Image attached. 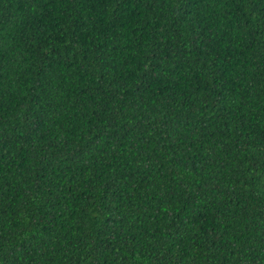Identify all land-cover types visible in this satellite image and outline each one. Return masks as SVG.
Segmentation results:
<instances>
[{
    "label": "trees",
    "instance_id": "1",
    "mask_svg": "<svg viewBox=\"0 0 264 264\" xmlns=\"http://www.w3.org/2000/svg\"><path fill=\"white\" fill-rule=\"evenodd\" d=\"M0 264H264V0H0Z\"/></svg>",
    "mask_w": 264,
    "mask_h": 264
}]
</instances>
